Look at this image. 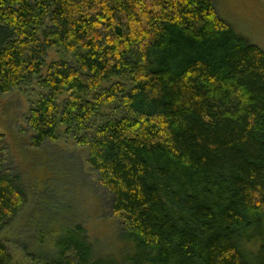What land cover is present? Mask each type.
Masks as SVG:
<instances>
[{
  "label": "trees",
  "instance_id": "obj_1",
  "mask_svg": "<svg viewBox=\"0 0 264 264\" xmlns=\"http://www.w3.org/2000/svg\"><path fill=\"white\" fill-rule=\"evenodd\" d=\"M30 88V147L85 148L120 228L39 230L0 152V264L18 217L27 264H264V52L213 0H0V96Z\"/></svg>",
  "mask_w": 264,
  "mask_h": 264
},
{
  "label": "rangeland",
  "instance_id": "obj_2",
  "mask_svg": "<svg viewBox=\"0 0 264 264\" xmlns=\"http://www.w3.org/2000/svg\"><path fill=\"white\" fill-rule=\"evenodd\" d=\"M213 1L219 18L250 45L264 52V0ZM47 57L48 62L63 59L54 50L49 51ZM64 60L69 61L67 57ZM33 90L24 89L0 96L1 158L3 169L11 176H19L24 185L27 205L22 217L30 210H36L31 223L47 232L63 227L64 220L83 217L90 236L97 241L96 246L109 250L111 242L110 248H114L116 244L112 236L119 231V221L112 215L110 194L99 186L96 174L87 165V150L66 138L37 150L30 147L31 132L26 120L38 96ZM22 217L12 224V230L7 233L11 242L5 244L15 262L27 264L19 243L14 245L12 242H18L17 230L21 236L28 231L29 237L36 239L37 236L28 220L19 225Z\"/></svg>",
  "mask_w": 264,
  "mask_h": 264
}]
</instances>
